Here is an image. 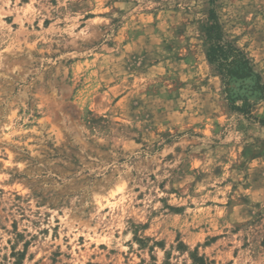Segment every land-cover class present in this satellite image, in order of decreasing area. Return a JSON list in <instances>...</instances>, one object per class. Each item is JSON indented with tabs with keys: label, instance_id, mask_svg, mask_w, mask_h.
I'll return each instance as SVG.
<instances>
[{
	"label": "rangeland",
	"instance_id": "374dc122",
	"mask_svg": "<svg viewBox=\"0 0 264 264\" xmlns=\"http://www.w3.org/2000/svg\"><path fill=\"white\" fill-rule=\"evenodd\" d=\"M196 256L264 264V0H0V264Z\"/></svg>",
	"mask_w": 264,
	"mask_h": 264
},
{
	"label": "trees",
	"instance_id": "16d2710c",
	"mask_svg": "<svg viewBox=\"0 0 264 264\" xmlns=\"http://www.w3.org/2000/svg\"><path fill=\"white\" fill-rule=\"evenodd\" d=\"M206 40L208 43L207 59L223 77L246 79L252 76L253 71L249 61L238 49L224 39L221 25L213 10L206 27ZM231 65L236 66L230 68ZM193 259L194 264H208V260L204 256H196Z\"/></svg>",
	"mask_w": 264,
	"mask_h": 264
}]
</instances>
